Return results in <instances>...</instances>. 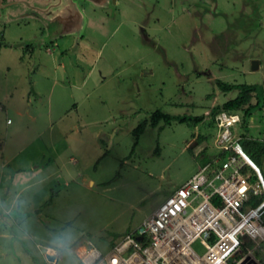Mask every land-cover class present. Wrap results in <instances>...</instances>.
I'll return each mask as SVG.
<instances>
[{
  "label": "rangeland",
  "instance_id": "374dc122",
  "mask_svg": "<svg viewBox=\"0 0 264 264\" xmlns=\"http://www.w3.org/2000/svg\"><path fill=\"white\" fill-rule=\"evenodd\" d=\"M56 3L44 16L43 33L72 34L54 44L30 38L38 34L37 24L25 20L23 11L10 19L0 14V145L21 147V157L46 158L52 154L48 142H67L71 151L61 154H72L75 170L92 184L76 175L67 190L53 187L47 192L51 208L39 209V224L0 223L6 233L0 237V264H53L36 243L58 249L55 264H82L79 253L87 245L107 251L197 167L222 158L209 110L236 90L221 92L216 79L260 84L264 101V0ZM155 109L202 118L146 122L132 146L131 129ZM234 112L239 121L230 130L237 137L243 128L241 112ZM27 113L36 114L35 121ZM250 116L249 134L255 135L264 128V109ZM9 128L14 130L5 137ZM256 166L264 180V154ZM258 198L251 196L252 203ZM50 211L59 219L46 217ZM74 239L75 255L69 248ZM191 246L203 250L198 240ZM251 253L262 264L264 241Z\"/></svg>",
  "mask_w": 264,
  "mask_h": 264
},
{
  "label": "built area",
  "instance_id": "2783aa9c",
  "mask_svg": "<svg viewBox=\"0 0 264 264\" xmlns=\"http://www.w3.org/2000/svg\"><path fill=\"white\" fill-rule=\"evenodd\" d=\"M213 121L224 157L197 167L107 251L87 245L82 264H238L245 256L257 264L251 251L264 241V181L231 135L238 114L220 109ZM253 195L260 196L254 203ZM195 240L200 253L191 246Z\"/></svg>",
  "mask_w": 264,
  "mask_h": 264
},
{
  "label": "crops",
  "instance_id": "0c3cea01",
  "mask_svg": "<svg viewBox=\"0 0 264 264\" xmlns=\"http://www.w3.org/2000/svg\"><path fill=\"white\" fill-rule=\"evenodd\" d=\"M33 1L35 2L29 0H2V2H0V14L7 15L8 19H10L12 17L15 18V13L19 15L21 14V11H23L25 20L28 17L37 24V27L35 26L37 28L35 31H38V34L34 32V34L30 36L31 39L35 37H43L46 41H50L51 44H54L65 38H63V34H72L69 29H65L63 33H60L59 31L51 33L52 30L50 29L46 34L43 33L44 30L42 28H44V23L42 21L45 18L44 16L51 15L52 9H54L51 8V6L57 4L56 1L58 0H52L50 4H47L46 0ZM27 5L30 6L29 8L32 10L31 12L26 11ZM66 11L67 10H62L60 12L65 13ZM42 33L44 36H42ZM31 82L34 83L33 80H31ZM52 82H55L53 78ZM34 92L36 93L37 90ZM49 109L47 108L46 111L48 112ZM13 111L18 117L21 116V110L14 109ZM27 114L32 121H35L36 114ZM250 118L251 116L247 118L244 126L241 124L243 131L238 133L236 142L238 143L240 134L244 133L246 136L256 138L264 143V128L255 129L257 132L255 135L249 134ZM5 123H10L8 117L5 118ZM70 127L74 133L77 132L76 125L71 124ZM13 130L14 129L9 128L5 132V137L9 135L8 131L12 132ZM61 132L65 135L63 130ZM48 145L52 154L46 158H44V154H23L24 156L21 157V155H17L19 154L18 152L21 150V147L16 146L13 147L14 149H11L8 148V146L5 148L6 145L4 143L0 145V150L3 154V164H0V223L18 224L27 219L26 221L39 224L40 216H44L42 210L39 209L44 206L51 208L52 201L50 199L47 200V192L51 191L53 187L57 186L62 190H67L69 184L74 182L76 175L87 185L92 184L90 178H85V172L83 173L82 170H75L73 165L75 160L74 157H72V154H61L64 149L71 151L69 143L64 142L60 147H56L55 144L50 141L48 142ZM217 153H220L219 149L217 150ZM261 154H264V148ZM45 216L50 217L51 219H59V217L57 215L55 216L52 211L47 212ZM2 229H0V237L6 235L4 231L5 227L3 230ZM47 232L48 231H46V233ZM34 234L35 233L32 234L31 232L32 237H37V235ZM78 241V239H74L69 243L70 245L68 244L74 255V246ZM35 247L39 248L38 250L43 257L51 255L54 260L53 264H55L57 259L60 258V252L58 249L49 243L43 245V248L39 247L38 243H36Z\"/></svg>",
  "mask_w": 264,
  "mask_h": 264
},
{
  "label": "trees",
  "instance_id": "16d2710c",
  "mask_svg": "<svg viewBox=\"0 0 264 264\" xmlns=\"http://www.w3.org/2000/svg\"><path fill=\"white\" fill-rule=\"evenodd\" d=\"M216 87L221 91H227L234 89L236 93L233 97L225 99L221 101L220 104H215L211 106L209 113L213 117L216 111L222 109L227 112L240 111L241 117L240 122L242 126L245 125L247 118L250 116L251 112L256 109L262 107L264 109V101L261 102L262 96V86L257 83H228L221 81L219 79L215 80ZM201 115L195 116H185V115H177V114H169L167 112H163L159 109H155L150 112L148 115V120H142L137 123L131 129V135L133 137L132 146L136 144L138 135L142 132L143 127L146 122L150 125H155L159 120L163 123H168L170 120L184 121L186 119H191L194 122L201 120ZM238 143L242 151L248 156V158L256 165L259 158L261 157V153L264 148V143L262 141L257 140L253 137H248L244 133L240 134L238 138ZM157 151V147L154 148ZM219 156L224 157L226 152L220 151L218 153ZM242 171H247L252 175V178L255 177L253 170L248 166H244ZM259 199V198H258ZM257 199V200H258ZM256 200V201H257ZM255 201V202H256ZM123 235V234H122ZM112 241L110 242V246L112 245ZM263 263L264 264V254H263Z\"/></svg>",
  "mask_w": 264,
  "mask_h": 264
},
{
  "label": "water",
  "instance_id": "95a60500",
  "mask_svg": "<svg viewBox=\"0 0 264 264\" xmlns=\"http://www.w3.org/2000/svg\"><path fill=\"white\" fill-rule=\"evenodd\" d=\"M256 61L252 60L251 61V68L254 69L256 67ZM136 239H139V236H136ZM238 264H255L254 260L250 258L249 256H245L244 259L239 262Z\"/></svg>",
  "mask_w": 264,
  "mask_h": 264
},
{
  "label": "snow or ice",
  "instance_id": "6c2138e0",
  "mask_svg": "<svg viewBox=\"0 0 264 264\" xmlns=\"http://www.w3.org/2000/svg\"><path fill=\"white\" fill-rule=\"evenodd\" d=\"M241 191H243V189H241Z\"/></svg>",
  "mask_w": 264,
  "mask_h": 264
}]
</instances>
